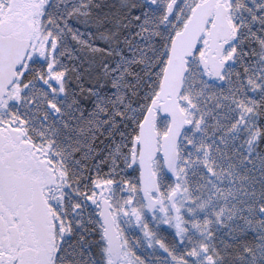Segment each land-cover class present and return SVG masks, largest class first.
I'll return each instance as SVG.
<instances>
[{
    "label": "snow or ice",
    "instance_id": "snow-or-ice-1",
    "mask_svg": "<svg viewBox=\"0 0 264 264\" xmlns=\"http://www.w3.org/2000/svg\"><path fill=\"white\" fill-rule=\"evenodd\" d=\"M0 264H264V0H0Z\"/></svg>",
    "mask_w": 264,
    "mask_h": 264
}]
</instances>
